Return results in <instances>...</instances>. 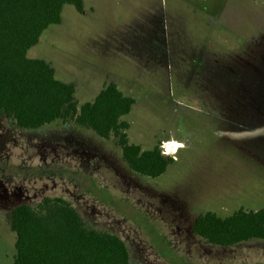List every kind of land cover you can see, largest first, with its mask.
I'll use <instances>...</instances> for the list:
<instances>
[{"label":"rangeland","instance_id":"374dc122","mask_svg":"<svg viewBox=\"0 0 264 264\" xmlns=\"http://www.w3.org/2000/svg\"><path fill=\"white\" fill-rule=\"evenodd\" d=\"M82 2V13L65 5L27 57L73 83L79 106L115 83L135 100L121 118L129 143L174 161L156 178L141 176L113 135L71 120L23 129L0 115V264L16 253L5 214L46 197L64 198L89 226L121 238L129 264H264L262 240L206 249L192 231L204 212L264 208V134L221 122L244 116L206 115L264 114V0ZM262 125L252 129L264 133Z\"/></svg>","mask_w":264,"mask_h":264},{"label":"trees","instance_id":"16d2710c","mask_svg":"<svg viewBox=\"0 0 264 264\" xmlns=\"http://www.w3.org/2000/svg\"><path fill=\"white\" fill-rule=\"evenodd\" d=\"M67 4L83 10L82 0H0V115L23 129L71 120L100 138L113 135L131 171L160 176L173 158L157 146L142 150L127 139L129 125L121 118L130 112L133 97L109 82L92 101L79 106L73 83L58 80L49 62L27 57L42 32L60 23ZM4 218L16 234L12 264H129L124 241L89 226L64 198L46 197L34 207L20 204ZM192 231L217 246L264 241V208L239 209L226 217L204 212L193 221Z\"/></svg>","mask_w":264,"mask_h":264},{"label":"crops","instance_id":"0c3cea01","mask_svg":"<svg viewBox=\"0 0 264 264\" xmlns=\"http://www.w3.org/2000/svg\"><path fill=\"white\" fill-rule=\"evenodd\" d=\"M83 11H85L84 6H83L82 12ZM82 12H78V13H82ZM217 112L218 113H208L206 115H208V116H219V115H223V116H244L245 118L240 119V120H234V119H228L227 118V119H222L221 122H224L229 127H236L238 125L242 129L248 128L250 130V132H249L250 136L254 137L255 139L257 138L258 140H260V137L263 136L262 134H264L263 132H261V130L259 128L256 129V130L252 129V127H254V126H260L261 127L262 123H264V118H261V116H264V114L258 113V112H261V110H257V109L256 110L242 109V110L238 111V110L230 109V110H227L225 112L223 111L222 113H219V111H217ZM249 117H251V118H249ZM217 120L220 121L218 118H217ZM38 129H40V128H38ZM29 130H36V129H29ZM234 135L235 134L233 133L231 136L234 137ZM235 136H237V135H235ZM255 147L258 148V147H260V145H255ZM245 152H247V154L250 153L251 155H257V153L253 152L250 148L245 150ZM246 242H240V243H237V244H234V245H231V246H217V245H213V244H209V243H202V244H204L203 246L206 249H208V247H211V248L212 247L213 248L214 247L215 248H229V247H232V246H239L240 244H243V243H246ZM181 259L183 260V257ZM185 259L186 258H184V260ZM195 264H198V263L195 262ZM200 264H218V263H216L215 261L214 262H212V261L210 262V261H202L201 260Z\"/></svg>","mask_w":264,"mask_h":264}]
</instances>
